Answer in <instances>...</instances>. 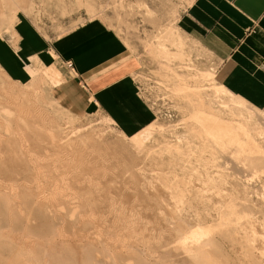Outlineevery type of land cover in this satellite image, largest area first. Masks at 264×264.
<instances>
[{
	"label": "rangeland",
	"instance_id": "1",
	"mask_svg": "<svg viewBox=\"0 0 264 264\" xmlns=\"http://www.w3.org/2000/svg\"><path fill=\"white\" fill-rule=\"evenodd\" d=\"M147 2L148 0H134V3L133 0H0V39L11 49L17 47L18 39L20 38L19 33L14 28L18 18L22 19L37 37H39L40 34L41 37L45 39L48 46L56 37L78 28L88 20L100 19L105 22L124 39L125 43L130 47V50L132 52L134 51L133 55L129 56L130 62L134 63L135 68L134 71L132 70L131 75L135 81L136 90L153 111L151 115L146 113L149 117L146 116L145 119L135 118L132 119V122L128 120L127 124L123 125L125 131H127V133H124L119 125L115 123L116 120L109 118L98 106H96V109L84 113H74L69 110L67 105L73 104V101L77 99L74 93L81 88L77 84L76 86L72 83L68 85L65 84L64 93H66L67 102L60 101L58 97L60 94H54L53 89H57L55 86L62 82L63 78H58L57 82L52 84L49 80L51 74L50 69L46 68L37 71L36 77L28 83L21 84L0 67V111L3 112L2 109H4V114L2 112V114L0 113V120L2 119V122L0 121L1 124H4L8 117L12 118L11 114L13 116L15 115L13 110L9 112L11 113L10 115L6 112L13 107L12 103H10L11 99L13 100L16 96H21L23 99L26 98L22 101H27L29 103L31 100H27V97L29 99L38 98L37 101L32 99L31 102H36L34 104L46 111L49 118L52 116L50 119H54V126H57L55 127L57 130L58 128L62 129L65 133L67 132L66 130L69 131L70 129H74L75 131L79 130L78 132L80 133L76 132L73 135H82V137H84L83 134L85 132L87 133L90 131L91 133L97 134L95 136L96 138L99 137L98 134L102 138L103 134L104 140H102L101 148L97 151L101 153V151L103 152L104 150L106 155L104 156V152L101 153L103 156L96 152L99 155L91 158V164H94L92 166H97L95 170H93L94 173L96 171L99 173L101 172L100 175L102 174L103 177L99 176L98 172L97 176L93 171V175L90 172V175L87 177H91L89 180L93 179L91 181L92 183L104 181V176L108 173L107 175L110 174V176L113 174V178L108 176V178L110 177L112 179L109 178L112 183L117 181L116 183L119 184V181L123 180L121 183L124 182L125 184L124 187L119 189L120 192H118V190H116L117 192L112 190V192H110L112 195L108 193L109 196L111 195L110 197L114 199L113 201L109 197L108 201L113 203L118 200L116 198H119V202L121 201V205L119 202L113 203L115 208L118 206L117 208H120V210L118 211L117 208L116 210L113 207L114 210H116L111 211L113 216L109 213L110 216L113 217L112 221L111 217L107 215V221H102L101 219V221L97 220L98 223L94 224V226H90L89 229L86 227V229L85 226H76V224L71 223V221L59 219L58 221H54L56 224H53L52 232L50 230H45L47 233L50 232L48 234L51 235L33 233L26 241L35 243L34 245L40 248V252H43L44 249H48L47 245L49 247L54 239L56 243L61 239L70 240L71 247H74L78 254L79 252L82 254L84 253L82 249L83 245H78V242H81L79 238H81L80 236L82 235H88L90 242L93 239L91 243L94 244L90 243V245L87 243L91 247H95V242H97V240L94 241V238L100 237L98 240L104 241L103 243L105 244L108 242L109 245L107 244V246L109 247L112 245L111 248L114 249V246L119 248V246H117V244H119L117 237L120 239L123 235V237L127 238L129 232L125 230H127L129 225L128 228L131 230L142 231L147 233L148 236L153 235L156 237L157 235L156 241L158 242L164 240L165 237L173 236L175 230L177 231L183 228L186 232L192 231L196 234L202 232L204 235L200 238L202 242L201 246L205 244L204 242L206 240L215 246L213 247L217 252L215 255L219 252L218 255H220L222 259L221 260L218 258L219 256H217L218 259H216V261H219V259L223 261H220V263L218 262L219 264H264V107L260 108L254 106L218 85L213 76L215 65L211 56L196 42L180 33L175 26L173 16L172 18L169 15L165 17L162 8L157 7L156 9V23H148L149 16H153L154 13L148 14ZM18 60L23 66H32L29 59L18 58ZM34 83L36 84L34 85ZM28 88L30 90H28ZM58 88L60 89L61 86ZM217 88L218 90L216 91ZM12 100L11 102H13ZM90 102H92V100ZM164 110L171 112V118L162 117L161 113ZM198 111L200 114L202 113L212 119L218 120L219 123L229 124L233 129L236 128L238 132H241L235 134L236 136L242 134V136L239 135L238 137L240 140L237 144L239 145L235 146L237 144L232 145L227 142L228 144L223 143L220 146L217 144V146L214 141H212L213 138L211 139L209 136L203 134L201 126L199 123L195 122L196 120L193 118V114L199 113ZM136 115L137 114H135V116ZM3 128L4 127L0 125V136L2 137H0V139L5 141L6 139H10L8 137H11V135L8 131L2 132V130H5V128ZM21 133L22 132H20V134ZM20 134L16 135L17 140H19V143L22 141L20 145H22V149L25 148V150L23 149L25 152L27 151V156L31 154L28 158L31 163L36 165V170L41 172L40 176L39 178L33 179L35 177L33 173H29L31 178L29 174H27L26 177L23 174H12L13 176L11 178L0 175V184L4 185L6 183V185H11L13 182H16L18 187L26 186L25 188L30 189H37L39 187L37 190L40 194L37 193L40 195V198L42 195H45V199L48 200V198H51L57 191L59 192V190L55 189L59 188L62 190V186L60 182H55L53 178L49 177L50 175L47 176L48 173H45V171L51 170V168H53L51 165L57 163L53 157L55 153H64L65 157L68 159L67 154L70 155L72 153L73 155L75 149L73 146L71 148L66 146L73 150H68L67 152V148L63 146H59L60 149L57 148L55 151L48 146L43 149H34L31 144L29 145L30 147L28 144L25 145L23 142L24 135L21 134V136ZM73 135L71 137H74ZM105 139L109 144L107 146H111V149H109L112 150V152L116 150L114 154L112 153L113 155L110 154L111 151L108 153L107 146L105 148ZM59 142L58 144L63 143L62 141ZM103 142H105L104 145ZM10 148L9 145L0 147V157L8 155V149ZM64 149L65 152L63 151ZM100 155L101 157H99ZM106 156L112 157L106 158ZM95 158H97V161H94ZM98 158L101 163L104 161L105 163L100 165L101 163L98 162ZM100 158L103 161H101ZM105 158L106 160L108 158L110 160L106 161ZM108 164H110V166ZM45 165L48 166V169H46ZM98 165H100L101 168ZM103 166L105 167L103 168ZM99 168L100 171L98 170ZM123 168L124 170L119 173ZM125 168H127L126 171H133L130 173L131 175L125 171ZM67 169H65L66 173L68 171H73L70 168L69 170ZM107 169L112 171L107 172ZM66 173L62 177H67ZM122 173L123 175L126 173L128 175H124L125 178L122 179ZM107 175L105 177H107ZM92 176L94 177L92 178ZM118 176L122 177L117 179ZM97 177L100 178L99 181L95 180ZM129 177L131 178L130 180L127 179ZM108 178L106 180H108ZM26 183L28 185H26ZM70 185L69 183L66 186L64 185L67 187V189H64V194L67 200H69L68 198L74 197V200L71 198L73 207H69L72 206L69 204L68 207L70 209L67 207L61 209V217L71 215L70 211H73L75 207L76 210L82 211V207L79 209V206L86 203L81 198V195L79 196L78 189H74L75 186ZM141 186L145 187L143 188ZM127 188H129L128 190L132 195L133 191L137 190L135 193L138 195L130 197L132 195L129 194V191L127 193ZM75 190L76 194L78 193L76 196L78 199L75 198ZM68 191L72 194L70 195ZM65 195L62 196L64 200ZM113 195L116 198H113ZM155 197L157 199L159 198V201ZM149 198L154 200L152 201ZM201 198L202 200H200ZM76 199L78 201L80 200V203ZM81 199L84 202H82ZM148 199L150 202H148ZM74 201L78 202V206L77 203L76 205L74 204ZM159 203L161 206H164H162V209L161 206L159 208ZM173 203H175V206L177 205L176 208ZM179 203H181L180 209L178 206ZM119 206L123 207V209L125 207L126 210H123ZM153 206H156V208ZM170 208L172 211L174 210V212H171ZM142 209H147L148 211H142ZM161 210L163 213L160 212ZM74 211L72 213H74ZM85 211L88 210L86 209ZM120 211L121 213H118ZM155 211H159L158 213L162 215L155 213ZM47 212L51 213L49 209ZM77 212L78 211L75 213ZM83 212L84 211H82V213ZM123 212H126L125 214L128 213L130 217H127ZM168 212H170V215ZM176 212L179 214H176L175 217L174 214ZM120 214H122V216ZM163 214L165 215L164 220L162 219ZM117 215H120V217L118 216L119 219H117ZM159 215L162 217L160 218ZM147 217L148 219H146ZM167 217L172 219L169 221ZM177 217L181 218L178 219ZM133 219L134 221H132ZM142 219L143 221H140ZM177 219L179 221H177ZM158 220L160 222L162 221V224ZM144 222L148 224L145 225ZM34 224L35 223H33V225ZM201 228H203V230H201ZM19 229L21 230V228ZM108 229L109 231L111 230V232L113 231L114 235L111 232L109 234ZM118 229H121L119 233H117ZM3 230L5 231L6 229ZM20 230L18 232H20ZM98 230L101 233L105 232V234L99 232L98 235ZM22 231L23 230L20 232V239L21 241H25V239L22 238ZM154 231L157 234H155ZM203 231H205L206 234L203 233ZM107 232L111 239H113L112 237L115 239L116 235L119 234L115 239L116 241L112 240L115 244L118 241L116 245L110 241L109 237L108 239L106 238L108 236L106 235ZM168 232L172 233L169 235ZM52 233L58 236L55 238ZM16 234L19 233L16 232ZM92 235H94V238L91 239L90 237ZM51 236L54 239L51 240ZM104 237L108 241L105 240ZM56 239L59 240L57 241ZM202 240L205 241L203 242ZM41 261L42 259H40V262ZM109 261L110 259L98 257L91 262H93L92 264H106ZM120 263L133 264L126 260H121ZM74 264L80 263L76 260Z\"/></svg>",
	"mask_w": 264,
	"mask_h": 264
},
{
	"label": "bare ground",
	"instance_id": "2",
	"mask_svg": "<svg viewBox=\"0 0 264 264\" xmlns=\"http://www.w3.org/2000/svg\"><path fill=\"white\" fill-rule=\"evenodd\" d=\"M5 79V78H4ZM8 79V78H7ZM36 81V80H35ZM15 84V83H14ZM36 83H34L35 85ZM17 85V84H16ZM15 86V85H14ZM25 89V88H24ZM23 89V90H24ZM27 89V88H26ZM28 90H30L28 88ZM33 90V89H32ZM218 90V88L216 89V91ZM26 91V90H25ZM24 91V93H25ZM4 92V91H3ZM35 92V91H34ZM189 92V91H187ZM28 93V92H27ZM37 93V92H35ZM5 94V93H4ZM29 95V93H28ZM31 95V94H30ZM198 95V94H197ZM7 96V95H6ZM25 96V94H24ZM11 97V96H10ZM39 97V95H38ZM8 98V97H7ZM26 99V98H25ZM23 99L21 96H16L15 98H13V102H11L10 100V103H12V106L10 109H8L6 112L9 113V112H12V110L14 111L15 115L13 116L11 113H9V115L11 114L12 118H9L8 117V121L6 120L4 124H1L0 125L2 127L5 128V130H2L3 131H8L9 134L11 135V137H8L10 139H6L5 141L3 139H0V147H4L6 145H9L11 148L8 149V155H5L3 157H0V175H3V176H6V177H12L13 175L12 174H23L25 177L27 176V174H34V178H39L40 176V171L36 170V165H34L33 163H31L30 159L28 158L27 154L24 150L25 148L22 149V145H20V143L22 142H18L19 140H17V137L16 135H19L20 132H22L21 134L24 135V140L23 142L26 144H28V146L31 144V146L34 147V149H43V148H46L47 146L52 149L53 151H55L57 148H59V146H63L64 148L66 146H69L70 148L73 146V148L75 149V151H73L72 149H69L67 148L66 152L68 150L70 151H73V155L72 153L70 155L67 154L68 156V159L65 157L64 153L63 154H57L55 153V155L53 156L54 159H55V164L51 165L53 168H51V170H46L45 173H48L47 176L51 177L54 179V181L56 182H60L61 184V189L59 188H56L55 190H59V192L52 195L51 198L49 197L48 200L45 199V195L41 198H40V193L37 189H39V187L37 189H30V188H25L24 186H20L18 187L16 182H13L12 184L14 185H6V183L3 185L0 184V264H74L76 262V260H78V262L80 264H89V263H93L91 261H94V259L98 258V257H101V258H107V259H110V261L106 264H121L120 261L121 260H126L128 262H132L133 264H219L220 261L222 260L220 258V255L219 252L217 255H215L217 252L214 250L215 246H213L211 243H209V241H203L205 244H202L201 246V237L202 235V232L200 233L198 230V234L196 233H193L192 231H188L186 232L185 230H183V228H181V230H175V234L173 236H170V237H165L164 240H162L161 242H158L156 241L157 240V235L156 237H154L153 235L152 236H148L147 233H144L142 231H139V230H131L130 228L127 227V230H125L126 232H129L128 235H127V238L123 237V235L121 236V240L118 239V235H116L117 237V240H119V244H117V246H119V248H116L114 245H116L115 243H113L114 241H116V237L114 239V237H112L113 239H111L108 235V232L106 233V235H108L106 238L108 239V237L110 238V241H112V243L114 244V249L111 248V246H107L108 242L105 244L103 243L102 241L98 240L99 238H94L92 235L90 238H94L97 242H95V247H91L90 245L91 244H94V243H91L93 242V239L92 241L90 242L89 240V236L86 235V236H80L81 238H79V240L81 242H78L77 244L80 245L83 247V251L84 253L79 254L76 252L75 248L74 247H71V243H70V240H57L58 242H54L55 239L53 237L56 238V236L58 235H54L53 233V237L51 236V240L54 239V241H52L51 245L48 247L47 245V248L48 249H44L43 252H40V248L35 246L34 244L35 243H31L29 241H26L28 240V237L30 235H32L33 233H37V234H40V233H43V234H48L50 232H46L45 230H53V224H56V222L54 221H58L59 219H65V220H68V221H71V223L73 224H76L77 225H80V226H85V228L87 227L89 229L90 226H94V224L98 223L97 220L99 221H107L106 217L107 215L110 216L111 211L114 210L115 206L113 203H117L119 202V198H116L114 197V195L112 196L113 198H116L118 199L117 201L115 202H110L108 201L109 200V197L112 195V190L117 192L116 190L119 191V189H121L122 187L125 186L124 182L121 183V181H119L120 183H116V182H113L109 180L110 177H112L113 174H110L107 175V177L104 176V181H99L100 178L97 177V181L99 182H96V183H92L91 181L93 179H90L91 177H87L88 175H90V172L92 174V171L95 170V167H97L96 165L93 167L92 165L94 164H91V158H93V156L95 157L96 155H99L101 153L104 152V148L102 149L103 152L101 151V153H99V148H101L100 146L102 145V140H104V136L102 134V138L100 137V135L98 134V136L100 137V140H99V137L96 138L95 136L97 134H94V133H91L90 132H85L83 135L84 137L81 136H75L73 135L74 133L78 132V131H75L74 129H70L69 131L66 130L67 132V136H66V133L65 131L63 132L62 129H59L58 130L55 128L57 126H54V119H50L52 116H50V118L48 117V115L46 114V111L40 109L39 106H37L36 102H31L33 98L29 99L27 97V100H31L29 103H32V104H29L27 101H22V100H25ZM38 99V98H37ZM37 99H33L34 101ZM6 100V98H5ZM26 102V103H25ZM39 102V101H38ZM199 102V101H198ZM9 103V102H8ZM19 103V104H18ZM24 103V104H23ZM3 105V103H2ZM40 105V104H39ZM39 107V108H38ZM42 107V106H41ZM44 107V106H43ZM7 109V108H6ZM1 110V109H0ZM2 111H0V113L2 112L4 114V109H2ZM5 112V113H6ZM199 112V111H198ZM1 113V114H2ZM0 114V115H1ZM49 114V113H48ZM192 118V117H191ZM193 118L196 120L195 122L196 123H199V125L201 126V131L203 134H205L206 136H209L211 139L213 138L212 141H214V143L217 145L219 144V146L223 143H226V144H237L239 142V135L242 136V134H239L238 136H236L235 134H238V133H241V132H238L235 129L232 128L231 125L229 124H226V123H222L218 120H215L214 118H210L209 116H206L205 114L203 115L202 113L200 114L199 113H195L193 114ZM216 118V117H215ZM264 119V118H263ZM193 120V119H192ZM2 122V119L0 120ZM4 122V120H3ZM61 124V122H60ZM64 124V123H63ZM66 125V124H65ZM60 126V125H59ZM71 127V126H70ZM239 127V126H238ZM3 128V129H4ZM56 130H55V129ZM66 128V127H65ZM74 128V127H73ZM64 129V128H63ZM67 129H68V125H67ZM1 130V129H0ZM81 130V129H80ZM235 130V131H234ZM99 131V130H98ZM234 131V132H233ZM246 131V130H245ZM84 132V131H83ZM238 132V133H237ZM65 133V134H64ZM80 133V132H78ZM97 133V132H96ZM100 133V132H99ZM2 134V133H1ZM4 134V133H3ZM8 134V133H7ZM20 134V135H21ZM64 134V135H63ZM244 134V133H243ZM74 136V137H71V136ZM78 135V134H77ZM245 135V134H244ZM22 136V135H21ZM66 136V137H65ZM1 137V136H0ZM2 138V137H1ZM22 139V137H21ZM246 140V139H245ZM59 141H62L63 143L61 144H58ZM105 142H106V145H105V148L108 144L107 140L105 139ZM103 142V145L104 143ZM228 142V143H227ZM60 143V142H59ZM116 143V142H114ZM242 143V142H241ZM240 143V144H241ZM23 144V143H22ZM112 145V143H111ZM116 145V144H115ZM239 144L235 145V146H238ZM27 146V147H28ZM218 146V145H217ZM30 147V146H29ZM61 147V148H63ZM104 147V146H103ZM108 147V146H107ZM111 147V146H110ZM108 147L107 148V151L108 153H110L109 151H111V155H113L115 152H112V150H110L111 148ZM113 147V145H112ZM110 148V149H109ZM114 148V147H113ZM112 148V149H113ZM60 149V148H59ZM109 149V150H108ZM257 149V148H256ZM51 150V151H52ZM88 150V151H87ZM98 150V151H97ZM40 152H42L41 150H39ZM65 152V149L63 150ZM124 151V150H123ZM256 151V150H255ZM46 152V150H45ZM96 152H98L99 154H97ZM122 152V151H121ZM253 152V150H252ZM44 153V151H43ZM42 153V154H43ZM113 153V154H112ZM45 154V153H44ZM57 154V155H56ZM66 154V153H65ZM50 155V154H49ZM61 155V156H60ZM64 155V156H62ZM102 155V154H101ZM101 155L99 157H101ZM105 152H104V156H105ZM116 155V154H115ZM88 156V157H87ZM103 156V155H102ZM30 157V156H29ZM44 157V156H43ZM97 157V156H96ZM109 157V156H106V158ZM112 157V156H111ZM109 157V158H111ZM89 158V159H88ZM105 158V160H106ZM107 159V160H110V159ZM115 158V157H114ZM127 158V157H126ZM130 158V157H129ZM97 158L94 159V161L96 160ZM101 159V158H100ZM104 159V157H103ZM116 159V158H115ZM106 160V161H107ZM114 160V159H113ZM134 160V159H133ZM35 161V160H34ZM97 161V160H96ZM101 161H103L101 159ZM135 161V160H134ZM52 162V160H51ZM54 162V161H53ZM98 162L99 161V158H98ZM95 163V162H94ZM101 163V162H100ZM98 163V164H100ZM102 163H105L102 162ZM102 163L100 165H102ZM107 163V162H106ZM109 163V162H108ZM117 163V162H116ZM132 163V162H131ZM51 164V163H50ZM57 164V165H56ZM96 164V163H95ZM100 165H98L100 167ZM110 166V164H108ZM107 165V166H108ZM117 165V164H116ZM132 165V164H131ZM39 166V165H38ZM37 166V167H38ZM46 166V169H48V166ZM59 166V167H58ZM106 166V165H105ZM103 166V168L105 167ZM108 166V167H109ZM115 166V164H114ZM107 167V168H108ZM118 167V166H117ZM123 167V166H122ZM121 167V168H122ZM68 168V169H67ZM69 168L73 171H68V175L67 173L65 172V169L69 170ZM101 168V167H100ZM100 168L98 169L100 171ZM102 168V169H103ZM130 168V167H129ZM64 169V170H62ZM97 169V168H96ZM109 169V168H108ZM107 169V172L108 171H112V170H108ZM111 169V167H110ZM119 169V168H118ZM127 168H125V171H126ZM133 169V168H132ZM66 170V171H67ZM106 170V169H105ZM105 170H103L104 172H106ZM123 169H121V171L119 173L122 172ZM134 170V169H133ZM135 171V170H134ZM53 172V173H52ZM98 171H96L93 173L97 176V173ZM127 173H129V175H131L130 173L133 172L130 170L126 171ZM66 173V176L67 177H62L63 175H65ZM101 173V172H100ZM99 173V176H102V174L100 175ZM115 173V172H114ZM124 174L125 176L128 175V174ZM30 174H29V177H30ZM134 174V173H133ZM93 175V174H92ZM119 175V174H118ZM123 175L122 173V179L125 178V176ZM21 176V175H19ZM108 176H110L108 178ZM115 176V175H114ZM45 177V175H44ZM94 176H92L93 178ZM103 177V176H102ZM117 177V176H116ZM118 176L117 179L120 178ZM133 177V175H132ZM136 177V176H135ZM31 178V177H30ZM61 178V179H60ZM108 178V180H106ZM113 178V177H112ZM134 178V177H133ZM17 179V177H16ZM111 179V178H110ZM115 179V178H114ZM113 179V180H114ZM127 179H131L130 177L127 178ZM136 179V178H135ZM134 179V180H135ZM38 180V179H37ZM102 180V179H101ZM112 180V179H111ZM35 181V180H34ZM115 181V180H114ZM132 181V180H131ZM130 181V182H131ZM137 181V180H136ZM140 181V180H138ZM37 182V181H36ZM40 182V181H39ZM134 182V181H133ZM166 182V181H165ZM24 183V181H23ZM33 183V182H32ZM35 183V182H34ZM53 183V182H52ZM51 183V184H52ZM71 184L74 187V189H78V193H79V196L81 195V198L86 202L83 204H81L79 206V209L82 207V211H84L82 213V211L80 210H76V207L73 209L74 213H72L73 211H70L71 215H68L66 217H61L60 214L62 212L61 209H64L65 207L69 208V207H73V202H71L72 200H74V197H71L73 198L71 200V198H68L69 200H67L66 198V195L64 194V189L67 187H65L67 184ZM19 184V183H18ZM127 184V182H126ZM143 184V183H142ZM164 184V183H163ZM21 185V184H20ZM24 185V184H22ZM26 185H28L26 183ZM32 185V184H31ZM40 185V183H39ZM42 185V184H41ZM57 185V184H56ZM65 185V186H64ZM70 185V186H71ZM129 185V183H128ZM33 186V185H32ZM127 186V185H126ZM134 186H137V185H134ZM140 186V185H139ZM28 187V186H27ZM30 187V186H29ZM143 187V186H141ZM145 187V186H144ZM143 187V188H144ZM149 187V186H148ZM53 188V187H52ZM142 188V189H143ZM155 188V187H154ZM153 188V189H154ZM163 188V187H162ZM165 188V186H164ZM41 189V188H40ZM69 189V188H68ZM73 189V188H71ZM73 189V190H74ZM126 189V188H125ZM124 189V190H125ZM129 188H127V193H128V190ZM132 189V188H130ZM135 189V188H133ZM137 189V188H136ZM166 189V188H165ZM70 190V189H69ZM139 190V189H138ZM156 190V189H155ZM41 191V190H40ZM44 191V190H43ZM67 191V190H66ZM72 191V190H71ZM123 191V189H122ZM121 191V193H122ZM133 191V190H132ZM137 190L133 191V195H138L136 194ZM148 191V189H147ZM39 194H38V193ZM46 192V191H45ZM52 192V191H51ZM70 192V191H68ZM73 192V191H72ZM130 192V191H129ZM143 192V191H142ZM153 192V191H151ZM159 192V191H158ZM165 192V191H164ZM43 193V192H42ZM77 193V194H78ZM111 194L109 196V194ZM120 193V194H121ZM135 193V194H134ZM139 193V192H138ZM173 193V192H172ZM72 193L70 192V195ZM75 194H76V190H75ZM74 194V195H75ZM77 194L75 195V198H77ZM123 194L125 195V193L123 192ZM131 194V192L129 193ZM141 194V193H140ZM157 194V193H156ZM65 195V200L62 198V196ZM73 195V196H74ZM117 195V194H115ZM132 195V194H131ZM130 196V197H133ZM198 195V194H197ZM78 196V197H79ZM150 196V194H149ZM177 196V195H176ZM135 197V196H134ZM139 197V196H137ZM136 197V199H137ZM148 197V196H147ZM174 197V196H173ZM47 198V197H46ZM143 198V197H142ZM156 198V197H155ZM176 198V197H175ZM51 199V200H50ZM58 199V201H57ZM78 199V198H77ZM76 199V200H77ZM80 199V198H79ZM81 199V200H82ZM110 199H112L110 197ZM115 199V200H116ZM125 199V198H124ZM131 199V198H130ZM150 199V198H149ZM148 199V200H149ZM157 199V198H156ZM155 199V200H156ZM159 199V198H158ZM157 199V200H158ZM174 199V198H173ZM47 200V202H46ZM82 200V202H84ZM114 201V199H112ZM111 200V201H112ZM126 200V199H125ZM135 200V199H134ZM138 200V199H137ZM146 200V199H145ZM152 200V199H150ZM150 200L148 202H150ZM154 200V199H153ZM152 200V201H153ZM171 200V198H170ZM202 200V198L200 199ZM60 201V202H59ZM78 201V200H77ZM80 201V200H79ZM78 201V202H79ZM136 201V200H135ZM159 201V200H158ZM75 202V201H74ZM78 202H75L74 204L76 205L77 203V206H78ZM121 202V201H120ZM119 202V204H120ZM125 202V201H124ZM141 202V201H139ZM138 202V203H139ZM146 202V201H145ZM155 202V201H154ZM157 202V201H156ZM162 202V201H161ZM179 202V200H178ZM177 202V203H178ZM203 202V201H202ZM80 203V202H79ZM126 203V202H125ZM136 203V202H135ZM176 203V204H177ZM72 205V206H69ZM118 204V205H119ZM142 204V203H141ZM145 204V203H144ZM163 204V203H162ZM175 203H173L174 205ZM180 204V205H179ZM178 206H179V209L181 207V203H179ZM192 204V203H191ZM121 205V204H120ZM140 205V204H139ZM156 205V203H155ZM159 205V208H160V203L158 204ZM157 205V206H158ZM165 205V204H164ZM69 206V207H68ZM124 206V205H122ZM126 206V205H125ZM163 206V205H162ZM162 206H161V209H162ZM166 206V205H165ZM183 206V205H182ZM114 207V208H113ZM118 206H116L117 208ZM121 207V206H119ZM127 207V206H126ZM143 207V206H142ZM145 207V206H144ZM151 207V206H150ZM154 207V206H153ZM164 207V206H163ZM172 207V206H171ZM174 207L176 208L177 205ZM173 207V208H174ZM99 211H98V209ZM115 208V209H116ZM123 209V207H121ZM139 208V207H138ZM146 208V207H145ZM156 208V206L154 207ZM168 208V207H166ZM172 208V209H173ZM174 208V209H175ZM50 210L51 213L47 212V210ZM70 209V208H69ZM72 209V208H71ZM78 209V207H77ZM87 209L88 211H85ZM118 209V208H117ZM116 209V210H117ZM124 209L126 210V208L124 207ZM123 209V210H124ZM151 209V208H150ZM165 209V208H164ZM61 210V211H60ZM97 210V211H96ZM114 210V211H116ZM120 210V208L118 209V211ZM137 210V209H136ZM145 209H142V211H144ZM147 210V209H146ZM145 210V211H146ZM155 210H158V209H155ZM169 210V209H168ZM167 210V211H168ZM76 211H78L77 213H75ZM95 211V212H94ZM122 211V210H121ZM118 212V213H121ZM140 211V210H139ZM148 211V210H147ZM164 211V210H163ZM170 211L171 212H174V210L172 211L171 208H170ZM181 211V210H180ZM130 212V211H128ZM134 212V211H133ZM153 212V211H151ZM159 212V211H158ZM155 211V213H158ZM161 213L162 210L160 211ZM179 212V211H178ZM48 213V214H47ZM69 213V214H70ZM110 213V214H109ZM114 213V212H113ZM116 213V212H115ZM124 213V212H123ZM126 213V212H125ZM124 213V214H125ZM149 213V212H148ZM161 213H158V214H161ZM169 215H170V212H168ZM74 214V215H73ZM117 214V213H116ZM116 214H115V217H116ZM141 214V213H139ZM146 214V213H144ZM143 214V216H144ZM174 214V213H173ZM176 214H179V213H175V217H176ZM182 214V213H181ZM64 215V214H63ZM66 215V214H65ZM122 216V214H120ZM120 215H117V219L118 216L120 217ZM127 217L129 216L128 213L125 214ZM124 215V216H125ZM132 215V214H130ZM155 215V214H154ZM162 215V214H161ZM161 215L160 218L162 217ZM184 215V214H183ZM113 216V214H112ZM141 216V215H140ZM138 216V217H140ZM147 216V215H146ZM145 216V217H146ZM165 215L163 214V220L165 219L164 217ZM172 216V214H171ZM111 217V216H110ZM130 217V216H129ZM170 217V216H169ZM169 217H167L169 219ZM174 217V216H173ZM109 218V217H108ZM141 218V217H140ZM152 218V217H151ZM178 219H180L179 217H177ZM101 219V220H100ZM113 217H111V221H112ZM121 219V218H120ZM132 219V218H130ZM144 219V218H143ZM140 220V221H143ZM148 219V217L146 218ZM153 219V218H152ZM168 219H167V222H168ZM172 219V218H171ZM169 219V221L171 220ZM175 219V218H174ZM177 219V221H179ZM183 219V218H182ZM185 219V218H184ZM187 219V218H186ZM74 220V221H72ZM110 220V218H109ZM145 220V219H144ZM188 221H190L189 219H187ZM64 221V220H63ZM126 221V220H125ZM128 221V220H127ZM131 221V220H130ZM134 221V219L132 220ZM159 221V220H158ZM139 222V221H138ZM160 222V221H159ZM157 222V223H159ZM162 222V221H161ZM160 222V223H161ZM176 222V221H174ZM172 222V223H174ZM193 222V221H192ZM33 223H35L33 225ZM67 223V222H65ZM129 223V222H128ZM127 223V224H128ZM131 223V222H130ZM166 223V221H165ZM176 223H179V222H176ZM184 223V222H183ZM190 223V222H189ZM126 224V225H127ZM133 224V223H131ZM144 224H148L147 222ZM162 224V223H161ZM188 224V223H186ZM71 225V224H70ZM99 225V224H98ZM110 225V224H109ZM115 225V224H114ZM121 225V224H120ZM124 225V224H123ZM122 225V226H123ZM157 225V224H155ZM180 225V224H179ZM184 225V224H183ZM2 226V227H1ZM68 226V225H67ZM75 226V227H76ZM121 226V227H122ZM148 226V225H147ZM165 226V225H164ZM167 226V225H166ZM175 226V225H173ZM178 226V225H177ZM6 227V228H5ZM64 227V226H63ZM72 227V226H71ZM126 227V226H125ZM132 227V226H131ZM168 227V226H167ZM171 227V226H170ZM169 227V229H170ZM21 228V230H23V234H22V238L25 239V241H21L20 237H21V230L19 229ZM48 228V229H47ZM74 228V226H73ZM86 228V229H87ZM114 228V227H112ZM111 228V229H112ZM117 228V227H115ZM120 228V227H119ZM158 228V227H156ZM165 228V227H164ZM3 229H6L5 231ZM19 229L20 232H18L17 230ZM61 229V228H60ZM154 229V228H153ZM159 229V228H158ZM161 229V227H160ZM162 229H163V226H162ZM168 229V230H169ZM172 229V228H171ZM113 230V229H112ZM121 229H118L117 233H119ZM124 230V229H122ZM152 230V229H151ZM157 230V229H156ZM201 230H203V228H201ZM45 231V232H44ZM109 231V229H108ZM114 231V230H113ZM113 231L111 232V230L109 231V234L110 232L113 234ZM183 231V232H182ZM206 231V229H205ZM203 231V233L206 234V232ZM19 233V234H16ZM52 232V231H51ZM76 232V231H75ZM99 230H98V235H99ZM104 232V231H103ZM155 232V231H154ZM163 232V231H161ZM160 232V234H161ZM101 233V232H100ZM116 233V232H115ZM169 235L170 233L172 232H168ZM85 234V233H84ZM101 234H105L104 233H101ZM111 234V235H112ZM125 234V233H123ZM155 234H157L155 232ZM164 234V233H163ZM208 234V232H207ZM48 235H51V234H48ZM97 235V233H96ZM95 235V237H96ZM97 235V236H98ZM114 235V234H113ZM112 235V236H113ZM200 235V236H199ZM125 236V235H124ZM160 236V235H159ZM165 236V235H164ZM167 236V235H166ZM199 236V237H198ZM207 236V235H205ZM20 239V242H19V239ZM45 237V236H43ZM102 237V236H101ZM104 237V238H105ZM162 237V236H161ZM209 237V236H208ZM42 238V237H41ZM105 238V240H107ZM160 238V237H159ZM22 239V240H23ZM102 239V238H101ZM77 240V239H76ZM104 240V239H103ZM72 241V240H71ZM108 241V240H107ZM109 241V243H110ZM214 241V240H213ZM33 242V241H32ZM49 242V241H48ZM87 243H91L90 245L87 244ZM200 243V244H199ZM73 244V243H72ZM38 245V244H37ZM76 245V244H75ZM109 245V244H108ZM74 246V244H73ZM169 246V247H168ZM81 250V249H80ZM217 250V249H216ZM218 251V250H217ZM217 256H219L218 258L219 261L216 259ZM123 257V258H122ZM40 259H42V261L40 262ZM100 259V258H99ZM74 260V261H73ZM101 260V259H100ZM106 260V259H105ZM98 261V260H96ZM104 261V260H103ZM89 262V263H87ZM107 262V260H106ZM219 262V263H218ZM223 262V261H221Z\"/></svg>",
	"mask_w": 264,
	"mask_h": 264
},
{
	"label": "crops",
	"instance_id": "3",
	"mask_svg": "<svg viewBox=\"0 0 264 264\" xmlns=\"http://www.w3.org/2000/svg\"><path fill=\"white\" fill-rule=\"evenodd\" d=\"M157 7L211 56L218 85L264 107V0H148V14L154 13L150 24L156 23ZM14 28L20 35L16 48L0 39V67L14 80L28 83L37 71L48 68L52 84L63 78L53 89L60 101L67 102L65 84L81 88L74 93L77 101L67 105L69 110L84 113L98 106L124 133L128 120L145 119L153 112L131 75L135 68L129 56L134 51L102 20H88L49 46L22 19ZM17 57L29 59L32 66H23Z\"/></svg>",
	"mask_w": 264,
	"mask_h": 264
},
{
	"label": "built area",
	"instance_id": "4",
	"mask_svg": "<svg viewBox=\"0 0 264 264\" xmlns=\"http://www.w3.org/2000/svg\"><path fill=\"white\" fill-rule=\"evenodd\" d=\"M67 66L70 67L69 62H67ZM161 114L163 118H171L172 116L171 112H168V110H164Z\"/></svg>",
	"mask_w": 264,
	"mask_h": 264
}]
</instances>
